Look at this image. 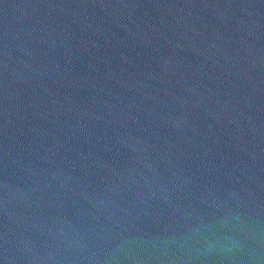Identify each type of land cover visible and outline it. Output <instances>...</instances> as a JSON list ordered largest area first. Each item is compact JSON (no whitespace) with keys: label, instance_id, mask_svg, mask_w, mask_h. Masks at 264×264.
I'll return each instance as SVG.
<instances>
[{"label":"water","instance_id":"95a60500","mask_svg":"<svg viewBox=\"0 0 264 264\" xmlns=\"http://www.w3.org/2000/svg\"><path fill=\"white\" fill-rule=\"evenodd\" d=\"M0 264H264V0H0Z\"/></svg>","mask_w":264,"mask_h":264}]
</instances>
